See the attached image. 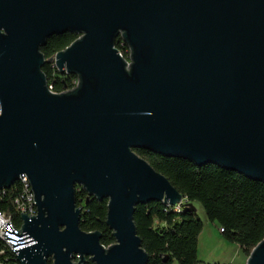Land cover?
<instances>
[{"label":"water","instance_id":"obj_1","mask_svg":"<svg viewBox=\"0 0 264 264\" xmlns=\"http://www.w3.org/2000/svg\"><path fill=\"white\" fill-rule=\"evenodd\" d=\"M45 63L76 87L50 91ZM137 150L264 183V0H0V191L27 178L38 211L2 229L19 262L148 264L136 207L196 210ZM77 186L108 200L112 246L81 230Z\"/></svg>","mask_w":264,"mask_h":264},{"label":"trees","instance_id":"obj_2","mask_svg":"<svg viewBox=\"0 0 264 264\" xmlns=\"http://www.w3.org/2000/svg\"><path fill=\"white\" fill-rule=\"evenodd\" d=\"M80 35L66 33L54 36L41 49L48 61L77 41ZM116 48L128 60L129 46L121 37ZM42 72L55 93L73 90L78 77L60 74L52 64L45 63ZM184 197V203H199L207 220L217 225L224 240L241 248L246 257L264 240V183L244 175L207 165L198 167L188 160L166 157L137 150ZM17 182L9 190L0 191V211L20 227L22 220L15 206L21 193ZM77 207L82 209L80 228L85 232H100L106 248L115 244L112 231L106 225L108 200L98 201L79 186L76 187ZM134 222L142 247L149 255L148 264H201L198 259L199 237L203 222L196 211L188 207H170L161 202L140 204L136 207ZM1 260L6 264H20L16 256L0 240ZM51 264V263H50ZM85 264H94L89 259Z\"/></svg>","mask_w":264,"mask_h":264},{"label":"rangeland","instance_id":"obj_3","mask_svg":"<svg viewBox=\"0 0 264 264\" xmlns=\"http://www.w3.org/2000/svg\"><path fill=\"white\" fill-rule=\"evenodd\" d=\"M193 206L204 226L199 237L198 259L201 264H241L246 258L241 248L224 240L218 226L207 220L199 203Z\"/></svg>","mask_w":264,"mask_h":264},{"label":"built area","instance_id":"obj_4","mask_svg":"<svg viewBox=\"0 0 264 264\" xmlns=\"http://www.w3.org/2000/svg\"><path fill=\"white\" fill-rule=\"evenodd\" d=\"M77 85V82H76ZM76 87V86H75ZM50 91L53 92V89L51 86H49ZM55 93V92H53ZM30 189L28 185L26 184V178H23V185H21V193L19 197L15 200V206L17 211L19 212L20 216L26 215L30 218L33 217V211L34 210V204H32V201L30 200ZM181 206V205H179ZM22 220V219H21ZM7 223V216L5 213L0 211V237H4L5 231H2L3 228H5L4 224ZM22 226H23V221L22 225L20 227L18 226H13L15 227V230L18 231L19 235H22ZM5 253L0 250V264H6L1 260V257L4 256Z\"/></svg>","mask_w":264,"mask_h":264},{"label":"bare ground","instance_id":"obj_5","mask_svg":"<svg viewBox=\"0 0 264 264\" xmlns=\"http://www.w3.org/2000/svg\"><path fill=\"white\" fill-rule=\"evenodd\" d=\"M19 182L23 185V179H21ZM26 184L28 185L29 189L31 190V191H30V200L32 201V204H34V210H35V211H33V217H36L37 214H38V211H37V208H36V205H35L34 194H33V192H32V188H31L30 182L28 181L27 178H26ZM177 207H180V206H177ZM8 222H11L12 226H17V225L13 222L12 218H10V217L7 216V223H8ZM221 232H223V230H222ZM0 240H1L3 243H5V244L7 245V247H9V249L12 251V253L16 256V258H17V260H18V256H17V254L13 251V247L11 246V244H10L8 241L5 240V237H0ZM18 262H19V260H18ZM19 263H20V262H19ZM20 264H21V263H20Z\"/></svg>","mask_w":264,"mask_h":264},{"label":"crops","instance_id":"obj_6","mask_svg":"<svg viewBox=\"0 0 264 264\" xmlns=\"http://www.w3.org/2000/svg\"><path fill=\"white\" fill-rule=\"evenodd\" d=\"M198 252H199V248H198ZM248 257H246L243 261H241V264H246Z\"/></svg>","mask_w":264,"mask_h":264}]
</instances>
